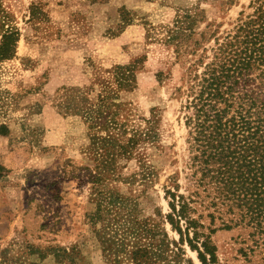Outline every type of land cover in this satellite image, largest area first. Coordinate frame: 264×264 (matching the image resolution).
<instances>
[{"label":"rangeland","instance_id":"rangeland-1","mask_svg":"<svg viewBox=\"0 0 264 264\" xmlns=\"http://www.w3.org/2000/svg\"><path fill=\"white\" fill-rule=\"evenodd\" d=\"M224 1L0 0L5 26L19 32L14 57L0 61V251L10 261L58 264L52 247H74L76 264H106L101 230L111 236L124 227L110 205L119 196L180 250L181 264H202L188 243L191 231L180 236L167 221L165 191L176 184L187 194L198 154L187 124L188 73L202 72L224 41H241L264 9V0ZM185 8L203 16L185 45L191 49L200 32L203 39L178 58L163 39ZM118 66L127 67L121 87ZM102 98L109 102L102 116L120 127L100 128L87 113ZM149 124L151 137L144 138ZM133 130L137 141L123 154L118 144L125 146ZM101 159L111 161L95 182ZM98 193L106 200L92 227L87 215ZM207 212L199 210L201 240L209 233ZM218 226L216 218L209 227ZM249 232L235 226L209 234L216 257L205 264H264V243Z\"/></svg>","mask_w":264,"mask_h":264},{"label":"trees","instance_id":"trees-1","mask_svg":"<svg viewBox=\"0 0 264 264\" xmlns=\"http://www.w3.org/2000/svg\"><path fill=\"white\" fill-rule=\"evenodd\" d=\"M98 1L106 0H91ZM230 2L224 1L226 4ZM6 18L7 14L0 9V61L14 57L19 38L16 28L5 26ZM257 18L252 23L256 27L247 29L241 41L233 40V37L224 41L202 72H189L186 77V82H189L186 92L190 96L186 107L192 110L187 124L192 123L194 128L193 140L198 144V154L190 167L192 172L187 194L177 193L176 184L175 190L165 191L170 198V212L165 217L180 236L188 237L191 231L192 236L187 240L190 247L197 250L202 264L216 257L209 234L218 229L229 230L235 226L250 228V237H255V242L264 243V9ZM202 19L201 10L185 8L176 14L172 25L167 26L163 40L174 44L176 57L195 52L203 39V32L199 33V39L194 40L191 49L185 41L197 34L196 23ZM126 68H116L115 79L120 87L127 83L123 82L126 75L122 71ZM105 99H100L98 107L87 113L95 116L93 121L100 128L120 127L114 117L102 116L109 106ZM151 130L152 124H149L143 132L144 138L151 137ZM94 139L103 141L108 138L96 136ZM136 141V130H133L125 146L118 144L120 152L129 153L126 148H131L130 144ZM103 146L101 144L100 148ZM107 161L101 159L95 166L98 173L95 182L104 177ZM105 200L103 194L98 193L96 209L87 215L92 227L99 219L100 206ZM110 205L116 210L115 219L117 222L122 220L124 227L118 229L117 226L111 236L105 229L101 230L103 248L107 253L106 264H125L126 261L132 264H181L180 250L170 248L164 235L159 237L155 223L134 217L132 210L125 208V200L119 196L114 197ZM201 208L208 211L206 217H209V233L202 240L203 232L199 230L203 227L199 220L202 217L199 213ZM216 218L220 226L209 227ZM52 248L51 254L58 264L77 263L78 255L74 247ZM6 252L5 249L0 251V264H23L20 257L10 261ZM33 253L34 250L29 251L28 255Z\"/></svg>","mask_w":264,"mask_h":264}]
</instances>
